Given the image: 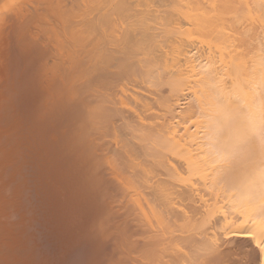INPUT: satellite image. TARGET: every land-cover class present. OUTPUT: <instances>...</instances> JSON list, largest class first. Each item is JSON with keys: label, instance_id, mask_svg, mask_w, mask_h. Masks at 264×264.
Returning <instances> with one entry per match:
<instances>
[{"label": "bare ground", "instance_id": "1", "mask_svg": "<svg viewBox=\"0 0 264 264\" xmlns=\"http://www.w3.org/2000/svg\"><path fill=\"white\" fill-rule=\"evenodd\" d=\"M18 2L0 0V260L234 264L227 237L264 232V0Z\"/></svg>", "mask_w": 264, "mask_h": 264}, {"label": "snow or ice", "instance_id": "2", "mask_svg": "<svg viewBox=\"0 0 264 264\" xmlns=\"http://www.w3.org/2000/svg\"><path fill=\"white\" fill-rule=\"evenodd\" d=\"M14 185L8 184L3 191L11 199ZM83 238L99 244L102 232L98 225L89 223L81 232ZM228 250H236L238 258L234 264H264V232L256 233L248 228L235 231L227 237ZM0 264L4 261L0 260Z\"/></svg>", "mask_w": 264, "mask_h": 264}, {"label": "rangeland", "instance_id": "3", "mask_svg": "<svg viewBox=\"0 0 264 264\" xmlns=\"http://www.w3.org/2000/svg\"><path fill=\"white\" fill-rule=\"evenodd\" d=\"M17 1H19V2L21 1V3H23V4H25L24 1L26 2V0H23V2H22V0H17ZM27 1H28V0H27ZM19 2H18V3H19ZM18 3H17V4H18ZM27 3H28V2H27ZM23 4H20V3H19V5H20L21 8H23ZM26 5H27V4H26ZM26 5H25V6H26ZM3 12H4V11L1 10L0 13L4 14L6 11H5L4 13H3ZM10 12H11V11H9V13H10ZM9 13H8V11L6 12V14H9ZM12 19H15V18L13 17ZM12 23H13V20H12L11 22L8 21V23L5 25V27H4V26L2 27V25L0 26V29H2V30H0V44H1V42H2L3 44H4V43L6 44V43L8 42V41H7V42L4 41L3 39H4L5 34H7V33L9 32L8 30H10V27L12 26ZM7 29H8V30H7ZM11 29H12V28H11ZM6 30H7V31H6ZM9 34H10V32H9ZM2 35H3V36H2ZM1 37H2L3 39H2ZM5 38L8 39L9 37H8V36H7V37L5 36ZM1 40H2V41H1ZM5 44H4V45H5ZM4 45H3V46H4ZM1 48H2V46H1ZM0 62H2V61L0 60Z\"/></svg>", "mask_w": 264, "mask_h": 264}]
</instances>
